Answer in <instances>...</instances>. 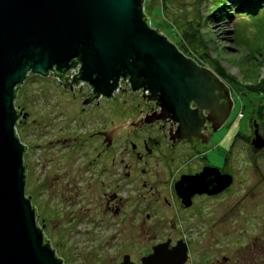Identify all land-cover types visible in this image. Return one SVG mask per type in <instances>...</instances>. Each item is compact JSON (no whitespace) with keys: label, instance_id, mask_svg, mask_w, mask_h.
I'll list each match as a JSON object with an SVG mask.
<instances>
[{"label":"flooded vegetation","instance_id":"flooded-vegetation-1","mask_svg":"<svg viewBox=\"0 0 264 264\" xmlns=\"http://www.w3.org/2000/svg\"><path fill=\"white\" fill-rule=\"evenodd\" d=\"M57 80L74 95L85 88ZM252 83L258 87L246 130L238 123L246 106L236 110L234 93L224 97V90L214 110H200L190 133L181 130L179 121L160 118L158 101H146L138 91L123 90L135 99L118 110L116 95L98 99L87 86L82 110L95 108L98 121L81 123L54 142L65 150L91 142L92 153L78 155L79 163L71 167L92 173L87 188L94 186L99 200L94 211L98 224L109 228L115 222L121 227L118 235L129 241L119 253L121 259L110 264H121L126 255L141 264L156 246L167 244L170 252L181 242L188 248L183 264H264V77ZM22 86L15 100L20 111L17 130L29 117L18 104ZM192 108L198 105L192 103ZM186 178L192 185L183 189ZM184 194H189V204ZM202 227L204 249L195 242L202 241L197 239Z\"/></svg>","mask_w":264,"mask_h":264},{"label":"water","instance_id":"water-1","mask_svg":"<svg viewBox=\"0 0 264 264\" xmlns=\"http://www.w3.org/2000/svg\"><path fill=\"white\" fill-rule=\"evenodd\" d=\"M79 63V73L66 77ZM30 74L70 78L71 88L86 82L98 99H112L120 79H128L132 91L158 101L160 118L179 121L188 133L201 109L219 105L222 91L231 97L215 71L151 26L145 0H0V264H64L26 194L28 147L17 132L15 100ZM191 183L186 178L181 186ZM181 243L170 252L156 246L141 264H183L188 248ZM121 264L135 263L126 255Z\"/></svg>","mask_w":264,"mask_h":264},{"label":"rangeland","instance_id":"rangeland-1","mask_svg":"<svg viewBox=\"0 0 264 264\" xmlns=\"http://www.w3.org/2000/svg\"><path fill=\"white\" fill-rule=\"evenodd\" d=\"M222 4L223 0H145V12L150 16L152 26L162 29L161 32L180 45L187 56L196 58L201 54L204 57L201 64L213 71L216 67L213 60L218 59L236 77L222 80L230 87V93H234L231 97L236 110L246 106L245 117L238 121L246 130L254 94L247 84L255 82L260 75L264 77V5L256 15L236 14L232 18L221 17L210 22L209 14ZM185 33L191 38L185 37ZM204 44L208 45L206 51L210 57L201 51ZM87 86L85 84L84 90L74 95L55 76L35 74L30 75L21 87L18 104L29 112L27 122L18 126L19 136L28 146L24 156L28 164L26 194L32 197L39 221L45 224V233L67 264H110L121 259L119 253L126 249L129 241L126 239L125 242L124 234L118 235L121 227L115 222L109 228L107 224L106 227L98 224L94 211L99 208V200L94 195V186L87 188L92 185L88 184L93 180L92 173L71 167L79 163L75 162L78 155L83 156L89 150L92 153V149H88L91 142L78 150H65L64 146L54 142L69 136L81 123L98 121L95 108L89 106L82 110ZM132 98L130 91L118 93L114 106L122 110L123 106L132 104ZM116 120L121 121L119 117ZM199 233L197 239L202 241L195 242L204 249V227Z\"/></svg>","mask_w":264,"mask_h":264},{"label":"trees","instance_id":"trees-1","mask_svg":"<svg viewBox=\"0 0 264 264\" xmlns=\"http://www.w3.org/2000/svg\"><path fill=\"white\" fill-rule=\"evenodd\" d=\"M263 5H264V0H223V4L220 5L212 13L209 14L208 20L211 22L212 20H215V19L221 18V17L232 18L236 14L256 15V13L259 10V8L261 6H263ZM146 19L149 21V23L152 26L153 24H152L151 18H150V16L147 13H146ZM157 29L162 31V29H160V28H157ZM184 36L187 37V38H189V37L191 38V36H189V33H185ZM236 42H237V39H236ZM207 46H208L207 44L202 45L201 51L206 54V57H210L208 52L206 51L207 50ZM178 47L180 48V45ZM183 47L185 49L188 48L186 45H183ZM180 49L184 52V49H182V48H180ZM189 56H190V54H189ZM197 56L198 57H196L194 59L200 64L203 63V61H204L203 58L204 57L201 54H198ZM213 62L215 64V66H216L214 70L216 71V73L221 78L236 79V77L231 75L225 69V67H223L221 65V63L219 62L218 59H214ZM30 75H35V74H30ZM28 78H29V76H28ZM247 86L250 87L252 90H256V88L258 87V85H255L254 83H249V84H247ZM17 132H18V130H17ZM18 135H19V132H18ZM25 163H26V165H28L26 160H25ZM26 173H28V167H27ZM34 206H36V205L34 204ZM39 225L42 226L40 221H39ZM45 239H49L46 233H45Z\"/></svg>","mask_w":264,"mask_h":264},{"label":"built area","instance_id":"built-area-1","mask_svg":"<svg viewBox=\"0 0 264 264\" xmlns=\"http://www.w3.org/2000/svg\"><path fill=\"white\" fill-rule=\"evenodd\" d=\"M80 67H81V64L79 63L76 67H72V68H70V69L67 71V73H66V77H68V74H71L70 77H71V79H73L74 75L79 73ZM71 79L68 78L69 81H72ZM128 81H129V80L126 79V82H128ZM126 82H125V79H124V78H121V79H120L119 86H118V88L114 91V96H115L116 94L122 92V90L120 89V87H121V88H125V87H127V88L131 89V84H130V82H128L127 85H126ZM85 84H87L88 86H90L88 83L81 81L78 85L75 84L74 87H75L76 89H79V88L85 86ZM138 92H139V95H140L141 97H143V94H144L143 90H139ZM145 94H148V91H145Z\"/></svg>","mask_w":264,"mask_h":264}]
</instances>
